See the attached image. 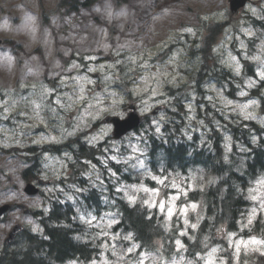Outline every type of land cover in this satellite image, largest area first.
Listing matches in <instances>:
<instances>
[{
  "label": "rangeland",
  "instance_id": "374dc122",
  "mask_svg": "<svg viewBox=\"0 0 264 264\" xmlns=\"http://www.w3.org/2000/svg\"><path fill=\"white\" fill-rule=\"evenodd\" d=\"M58 2L59 0H43L44 14L50 20L49 25L45 24L44 28L40 26L43 20H41L42 9L39 6V0H0V39L12 41L16 46H20L16 53L9 43H2L0 46V106L13 104L16 107L23 101L27 102L28 104L23 106L27 110L29 126H35L36 120L44 121V113L46 114L47 109L51 117L60 121L59 134L40 136L37 142L64 141L65 138L76 135L80 130H89L106 114L122 112L120 108L124 97L120 96L115 89L118 77L135 79L132 86L133 96L139 100L142 110H147L156 100L162 98L167 84L176 85L180 81L187 80V74L183 72L187 69H189V86L186 89L189 99L187 103L189 129L187 131L192 133L197 131L200 138L206 139L209 127L198 115L199 96L195 92L190 75L198 66V60L190 56L189 49L193 41L200 35L206 34V27L217 22L227 21L230 24V27L217 40L220 44L215 49V53L220 63L233 73L242 75L245 65L235 51L239 49L243 57L250 58L255 63L259 79H264V31L252 26V21L248 17L264 19V0H255L246 12L239 15L230 13L227 0H183L177 5L170 6L165 11V15L158 18H152L149 15L145 20H140L139 11H129L127 6H123L121 10L112 11L113 6L107 3V0H99L91 11L80 10L78 15H62ZM145 4H137V7L141 9ZM95 16L107 20V27L90 31L87 26H83ZM108 19L116 20L120 35L111 36L109 29L111 21ZM12 21H15V25L19 24L16 30L12 27ZM128 25L131 26L130 30L127 28ZM60 27L66 31L58 36L53 35L54 29ZM40 28H43L44 32ZM84 30H87V33ZM57 42L60 43L59 46ZM170 44H174L175 47L170 57L164 62H154L153 59L168 49ZM70 46L76 48L81 58L86 55V71L83 73L78 62L72 61L69 67H65L60 57L58 58L59 53L64 58H69L67 56L71 53ZM110 57H113L112 61H108ZM101 58L106 61L98 62ZM95 72L102 74L100 82L105 86L104 93L96 94L89 91V86L94 83L91 74ZM56 80L58 88L53 91L52 82ZM257 83V80L247 78L244 85L237 84L239 88L237 94L242 99L239 101L230 99L217 85L207 84L205 99L211 108L220 110L227 119L231 114H235L264 125V117L261 116L258 101L243 100ZM16 109L7 108L3 114L16 112ZM209 114L212 115V111H209ZM160 116L161 119L166 117L165 113ZM5 132L6 129H0V133ZM222 132L226 133L223 129ZM110 133L111 129L105 127L92 130L88 141L97 143L105 140ZM226 139H229V135H226ZM115 144L111 145L115 151L112 156L115 162L130 164L141 174L152 175L142 157L144 150L141 138L133 134L125 138L123 142ZM67 167L65 158L48 156L43 174L45 175L46 171L54 176L68 174ZM12 169L13 162L4 163L0 160V170L14 179ZM88 170V176L89 174L98 176V172L93 171L91 165ZM112 175L115 178V174L112 173ZM5 183V178L0 175V187ZM158 183L160 187L156 189L146 186L125 188V194L132 203L143 202L151 208L157 207L159 211V204L163 201L165 210L162 213L170 220L180 217L184 222V233L189 235V228H193L192 225L197 223L203 212L200 205L195 203L181 205L179 200L181 196L188 193L189 189L196 186V179L194 177H191L190 181L159 179ZM120 189L121 186H119ZM58 190L60 189L50 186L44 188V193L47 197H51ZM22 195L24 197L25 194ZM253 197L256 198L253 199ZM251 198L255 207L248 212L246 222H242V229L253 224L259 215L264 217V177L251 190ZM14 199L15 192L11 197L9 192L0 193V204ZM27 203L32 209L45 211L48 209V202H45L42 196H27ZM193 204L195 208L192 207ZM168 207H173L171 217L167 215ZM17 221L27 224L36 233L42 232L34 218L22 214L21 216L11 215L4 222H0V249L3 247L11 225ZM112 223L109 217H104L102 222L95 225V228L99 230L97 234L106 239L103 246L104 254L108 249L115 255L116 260L113 264H126L127 261L130 262L129 264H188L183 245L171 257L161 253L160 243L157 244L155 252L139 251L130 236H125L123 248L119 247L116 237L108 235L107 229ZM232 234L224 233L222 240L232 250L235 264H247V260L243 261V256H248L250 253L264 254V243L251 242L253 239L255 241H261V239L243 238ZM238 241L244 243L239 244L237 252ZM212 249L216 251L213 252ZM224 252L228 250L224 251L222 245L212 247L201 256L202 264H226ZM92 264H99V262Z\"/></svg>",
  "mask_w": 264,
  "mask_h": 264
},
{
  "label": "trees",
  "instance_id": "16d2710c",
  "mask_svg": "<svg viewBox=\"0 0 264 264\" xmlns=\"http://www.w3.org/2000/svg\"><path fill=\"white\" fill-rule=\"evenodd\" d=\"M210 46L211 42H208L202 50L204 64L198 72V83L211 76L219 81H222V78L228 80L222 70L218 72V66L210 64L213 59ZM240 125L229 123V131L236 141L249 143L250 135L246 130L238 128ZM165 126L164 134L155 132L148 136L152 142L147 143V146L150 144L152 149L158 150L153 157L154 161H162L168 167L174 168L185 167L188 169L196 166L197 169H204L219 180L216 185L210 184L204 192L191 196L196 199L200 198L207 212L206 219L196 236V243L193 245V251L197 252L200 251L198 240L206 242V238L200 237L202 233L213 234L212 232L217 231L222 224H228L230 227L234 225L239 212L238 207L244 202L238 191L246 185L248 177L254 176L264 165V150L259 149L254 152L253 159L247 163L245 173L241 175L240 171L234 170L224 164L223 159H220L222 156L220 141L222 139L215 129L212 147L197 151V145L186 146L181 143L185 142L183 138H176L178 129L175 124L170 123ZM173 134L175 135L170 136ZM192 147H195V150H192ZM74 153L76 156H80L83 151L76 148ZM149 164L153 168L157 166L152 158H150ZM117 204L120 207L125 230L133 232L142 246H150L157 238H168L161 221L156 222L154 218L148 217L147 208L139 205L132 207L126 201L121 200ZM41 224L46 230V238L29 236L25 249L2 254L0 264H57L77 256L88 258L86 248L78 242V230L70 218V208L65 207L64 211L58 210L57 207L53 208L48 216L41 220Z\"/></svg>",
  "mask_w": 264,
  "mask_h": 264
},
{
  "label": "snow or ice",
  "instance_id": "6c2138e0",
  "mask_svg": "<svg viewBox=\"0 0 264 264\" xmlns=\"http://www.w3.org/2000/svg\"><path fill=\"white\" fill-rule=\"evenodd\" d=\"M189 31H191V29H189ZM255 198L256 197H253V199H255ZM192 207L195 208L196 206L193 204ZM159 208H160L161 212H164L165 204H164L163 201L160 202ZM167 215H168V217H171L173 215V207H168L167 208ZM185 223L187 224V221H185ZM192 227L195 228L196 225H192ZM181 234L183 235L184 233H181ZM232 235H234V234H232ZM251 242L252 243H264V241H255V239H253ZM176 243H177V245H180V241L179 240H177ZM240 243H244V242L243 241H238L237 242V252L239 251V244ZM180 246L182 247V245H180ZM129 251H132V249H129ZM212 251L215 252L216 249H212Z\"/></svg>",
  "mask_w": 264,
  "mask_h": 264
},
{
  "label": "water",
  "instance_id": "95a60500",
  "mask_svg": "<svg viewBox=\"0 0 264 264\" xmlns=\"http://www.w3.org/2000/svg\"><path fill=\"white\" fill-rule=\"evenodd\" d=\"M129 120V121H128ZM128 123H132V122H135L136 125L140 122V120L135 116V115H132L130 119H128ZM126 122V121H125ZM126 125V124H125ZM27 192L30 193V194H35L37 192L36 189H34V187L32 186H29L28 189H27Z\"/></svg>",
  "mask_w": 264,
  "mask_h": 264
}]
</instances>
